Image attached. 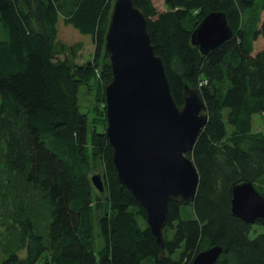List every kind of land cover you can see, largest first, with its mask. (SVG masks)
Returning a JSON list of instances; mask_svg holds the SVG:
<instances>
[{
  "label": "trees",
  "instance_id": "obj_1",
  "mask_svg": "<svg viewBox=\"0 0 264 264\" xmlns=\"http://www.w3.org/2000/svg\"><path fill=\"white\" fill-rule=\"evenodd\" d=\"M114 1L0 0V264H192L215 246L223 252L214 264H264V226L235 216L230 195L239 180L264 195V132L253 126L264 115V47H255L264 39V0H165L161 12L152 0H135L174 99L181 106L185 85L199 88L209 114L187 154L200 174L193 216L182 219L186 205L170 203L165 249L120 183L105 133ZM212 12L226 14L233 36L203 54L191 36ZM60 17L91 36V61L77 64L82 44L58 40ZM82 88L94 97L87 111ZM97 159L109 175L105 199L89 177ZM96 203L101 250L86 235Z\"/></svg>",
  "mask_w": 264,
  "mask_h": 264
},
{
  "label": "water",
  "instance_id": "obj_2",
  "mask_svg": "<svg viewBox=\"0 0 264 264\" xmlns=\"http://www.w3.org/2000/svg\"><path fill=\"white\" fill-rule=\"evenodd\" d=\"M233 36L224 12L208 14L194 29L192 44L203 54ZM105 48L113 72L106 86V135L113 148L118 179L147 214L157 243L165 249L164 228L170 203L194 202L200 174L188 153L209 121L199 88L186 84L180 106L171 91L162 57L148 33V18L135 0H115ZM103 192L101 175L92 177ZM232 212L247 223L264 226V195L248 180L230 188ZM223 248L202 251L192 264H214Z\"/></svg>",
  "mask_w": 264,
  "mask_h": 264
},
{
  "label": "rangeland",
  "instance_id": "obj_3",
  "mask_svg": "<svg viewBox=\"0 0 264 264\" xmlns=\"http://www.w3.org/2000/svg\"><path fill=\"white\" fill-rule=\"evenodd\" d=\"M153 4L157 8L158 11H165L167 9V5L165 0H152ZM198 9L195 10L194 15H197ZM262 19H264V12L262 13ZM58 40L66 43L68 46L81 43L82 47L80 51H78L77 54V64H85L88 61H91L95 54V45L93 43V40L90 35L82 34L79 30H77L72 25H66L64 22V18L60 17L59 23H58ZM256 51H259L261 48L264 47V39L260 38L255 43ZM67 54H64L62 57H66ZM100 76V74H98ZM203 83L207 84V81H203ZM92 90V89H91ZM89 91L87 88H82V93L80 94V104L83 111H87L89 108L91 109L94 103V97L92 91ZM90 93H89V92ZM91 111V110H90ZM107 120V117H106ZM254 130L256 132H264V115L256 114L254 116ZM107 129V126H106ZM105 129V133H106ZM94 175H101L105 189L103 192L100 193V191L94 186L96 189V192H99L101 196L105 199L107 197V191H108V181H109V175L106 167V163L103 159H97L92 162L90 171H89V177L92 182V177ZM93 184V183H92ZM258 186L260 188H263L264 186V180L263 182L259 183ZM258 190V189H257ZM104 205V203H102ZM106 205H104L105 207ZM107 207V206H106ZM98 210L99 207L97 203L94 206V213L92 216H87L85 218V224H86V235L90 234L95 237V243L96 248L98 250H101L104 246V240L102 238L99 225L97 224V217H98ZM182 219H190L191 216H193V213L189 209V205L184 206L182 212H181ZM92 232V233H91ZM167 236H171L172 233L170 231H166ZM3 258V255L0 254V261Z\"/></svg>",
  "mask_w": 264,
  "mask_h": 264
}]
</instances>
